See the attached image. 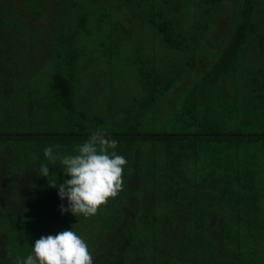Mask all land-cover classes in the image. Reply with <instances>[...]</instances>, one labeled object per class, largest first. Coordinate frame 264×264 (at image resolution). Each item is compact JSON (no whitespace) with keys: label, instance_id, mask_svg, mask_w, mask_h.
<instances>
[{"label":"trees","instance_id":"trees-1","mask_svg":"<svg viewBox=\"0 0 264 264\" xmlns=\"http://www.w3.org/2000/svg\"><path fill=\"white\" fill-rule=\"evenodd\" d=\"M98 128L123 188L62 213L44 148ZM71 228L94 264H264V0H0V264Z\"/></svg>","mask_w":264,"mask_h":264},{"label":"clouds","instance_id":"clouds-1","mask_svg":"<svg viewBox=\"0 0 264 264\" xmlns=\"http://www.w3.org/2000/svg\"><path fill=\"white\" fill-rule=\"evenodd\" d=\"M118 141L102 128L93 131L82 143L73 147L71 154L54 152L59 144L44 148L47 164H41L39 175L49 177V164L61 166L69 179L50 186L58 188L61 200L67 198V207L61 212H71L85 218L94 216L109 198H115L123 188V170L127 164L124 156L117 154ZM10 255V254H9ZM13 264H94L87 242L71 229L55 235L41 236L26 257H15Z\"/></svg>","mask_w":264,"mask_h":264},{"label":"rangeland","instance_id":"rangeland-1","mask_svg":"<svg viewBox=\"0 0 264 264\" xmlns=\"http://www.w3.org/2000/svg\"><path fill=\"white\" fill-rule=\"evenodd\" d=\"M98 37H96L95 39L97 38H101L103 35H97ZM149 36H145L144 38L147 39ZM257 48L258 46L256 45V43H252L251 44V47L249 49H247V51L251 52V51H257ZM164 106V109L167 111L169 110L168 108H174L175 107V104H173L172 102H166V104L163 105ZM166 111V112H167Z\"/></svg>","mask_w":264,"mask_h":264}]
</instances>
